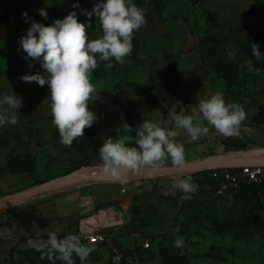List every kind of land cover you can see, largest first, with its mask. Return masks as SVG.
I'll use <instances>...</instances> for the list:
<instances>
[{
    "label": "rangeland",
    "instance_id": "1",
    "mask_svg": "<svg viewBox=\"0 0 264 264\" xmlns=\"http://www.w3.org/2000/svg\"><path fill=\"white\" fill-rule=\"evenodd\" d=\"M28 2L36 9H56L63 19L73 10L79 21L92 29L89 35L100 34L99 21L87 12L93 8L90 0H8L9 4ZM164 2L162 19L150 0H135L146 14V24L135 34L139 40L137 63L131 56L123 64L113 60L102 78L92 82L97 87L98 98L89 105L97 115L91 127H86L84 136L73 141L72 147L60 142L57 128L51 113L50 89L47 84L27 83L21 78L28 73L45 74L39 60H26V53L20 49L19 39L31 26L22 18H11L15 26L0 51V93L17 95L22 99V107L17 111L19 123L0 128V199L20 190L31 187L34 182L47 181L81 169L82 161L94 158L101 165L99 148L109 137L114 139L127 136L128 146L135 147L136 130L144 120H153L163 125L169 120V113H177V105L169 107L165 116L155 109L144 116L132 120L133 128L126 122L123 101L128 94L140 98L147 94V85L165 81L172 70H177L181 86L178 100L181 109L177 113L191 115L200 100L213 94H222L227 102L240 104L247 113L239 136L225 137L210 132L206 137L192 142L181 130L176 138L183 143L187 161L231 160L248 154L264 153V125L251 123L258 106L264 104V73L255 81L246 85L232 87L220 71L215 60L203 61L201 50L206 38L210 44L223 47L224 62L232 68L244 60L240 49L232 38L245 37L262 24L256 0H162ZM78 5V6H77ZM30 63L34 65L29 67ZM35 127L41 142L37 141L31 130ZM132 143V145H131ZM36 161L32 173H11L6 166L11 160L30 159ZM165 165H173L168 160ZM164 165V166H165ZM188 173L173 177L128 182L122 184L127 192H135L131 205L120 209L111 204L102 211H110L109 216L115 238L101 244H86L93 247L88 264H264V224L255 227L245 225H223L199 213L198 208L222 212L231 207L233 197L215 196L206 185H199L196 175ZM190 175L199 188L191 198L180 191L177 200L168 199L171 186L178 178ZM108 180L95 179L69 183L49 191L78 187L83 184L105 183ZM41 183V182H40ZM103 183V184H104ZM39 184V183H37ZM167 193V194H166ZM188 202L192 207L184 205ZM155 207L154 218L142 231H132L129 223L138 221L146 209ZM186 207V208H185ZM261 218L264 221V199L258 203ZM100 212V214H101ZM93 213V212H91ZM95 214V212H94ZM100 214L99 217L100 218ZM99 223H101L99 221ZM109 229V228H108ZM105 229V230H108ZM182 238L184 246L177 248L175 240ZM219 248L223 259H217L213 253ZM0 264H44L42 261L28 262L5 257Z\"/></svg>",
    "mask_w": 264,
    "mask_h": 264
},
{
    "label": "clouds",
    "instance_id": "2",
    "mask_svg": "<svg viewBox=\"0 0 264 264\" xmlns=\"http://www.w3.org/2000/svg\"><path fill=\"white\" fill-rule=\"evenodd\" d=\"M38 13L48 19L47 8H40ZM86 14L89 18L94 14L99 20L102 35L98 38H90L89 30L93 27L90 20L88 24L79 21L75 10L48 25L31 20L27 11L22 13L26 21L31 20V26L19 39L20 49L26 53V60H39L45 74L28 73L21 79L48 85L53 123L65 147H72L73 141L84 136L85 128L91 127L97 119L89 107L99 96L91 80L92 73L100 62H107V67L112 66L113 59L123 64L133 52L134 35L147 22L145 11L134 0H101ZM251 52L257 61L264 60V52L258 44L251 46ZM33 66L30 63L29 67ZM246 67L250 73L260 74L251 60L246 61ZM21 107L22 99L16 94L0 93V128L17 125V111ZM246 119L247 113L240 104L227 102L222 94H213L200 100L191 115L170 112L169 120L174 126H169L168 121L162 125L144 120L136 130L135 147L128 146L127 136L107 138L99 148L101 167L122 184L128 183V172L152 174L168 160L183 169L187 154L184 144L176 140L181 130L192 142L206 137L210 127L225 137L239 136ZM198 188L188 175L172 184L171 194L175 195L178 190L188 194L186 198L190 199ZM29 244L41 252V259L55 255L64 264H75L74 255L84 264L93 251L79 235L58 238L55 232L48 233L46 241H29ZM175 246L183 247L184 240L177 238Z\"/></svg>",
    "mask_w": 264,
    "mask_h": 264
},
{
    "label": "trees",
    "instance_id": "3",
    "mask_svg": "<svg viewBox=\"0 0 264 264\" xmlns=\"http://www.w3.org/2000/svg\"><path fill=\"white\" fill-rule=\"evenodd\" d=\"M135 1V0H134ZM153 2L155 9L157 10L158 15L164 19L163 9L164 2L162 0H150ZM258 3L259 13L263 19L262 24L256 27L254 32H250L245 37H234L232 38L233 43L237 45L240 49L241 54L244 57V60L237 62L233 65L232 68H229L227 65H223L224 55L222 46L219 44H210V38H206V41L203 43L201 50V57L203 61L215 60L216 64L220 65V71L222 75L226 78L228 83L234 86L246 85L250 81L257 80L264 73V60L257 61L255 57L252 56L251 46L255 43L260 46L262 52H264V0H256ZM101 3V0H90V6H94ZM39 9L32 7L28 2L23 1L22 4H9L8 0H0V51H2L3 46L8 40L11 33L15 30V26L10 23L11 18H22V13L27 11L28 16L31 20L36 22L44 23L48 25L52 23L55 19H61L57 10L52 9L48 12V19H44L38 13ZM31 20H27L31 23ZM99 21V20H98ZM100 26V22H99ZM102 35V29L100 26V34L97 36H91L90 38L95 39ZM133 52L130 55L137 63H140L141 60L138 57L139 49V40L136 35L133 38ZM114 60V59H113ZM111 61V64L113 62ZM251 60L253 64L260 70V74L256 75L250 73L246 67V61ZM107 62H100L99 67L94 70L93 75L95 78H102L109 67L106 66ZM181 86V81L177 70H172L165 81L152 83L150 82L147 85L148 92L146 95L135 98L131 94H128L124 101V111L126 115V122L130 128H133L132 120L144 116L147 113L152 112L155 109H160L162 113L167 116L169 113V107L177 105V113L181 109V104L178 100V90ZM251 123L255 125H264V104L258 106L257 112L252 116ZM31 133L35 136L39 143L41 138L38 130L33 127ZM132 145V143H131ZM99 160L94 158L90 160L82 161L81 165H98ZM36 161L34 158L30 159H15L11 160L7 166L6 171L11 173H23L28 172L32 173L35 171ZM196 175V181L199 185H206L209 190H211L215 196L218 180L213 177V170H202L194 173ZM34 182L31 185L40 183ZM145 182V181H143ZM233 197V203L230 208L219 212L216 210H204L201 207L198 208L199 213L205 214V216L213 221L220 222L221 224L227 226H236V225H245L247 227H255L257 225H263L264 221L262 220L261 214L258 212L259 200L264 199V186L261 184H256L254 182H244L240 188L230 194ZM168 199L177 200L180 198V193L176 192L175 195L170 194ZM186 200L183 204L189 207H192V204ZM186 208V207H185ZM155 207L151 209H146L142 217L135 222L129 223V226L132 231H142L144 227L151 224L154 218ZM109 231L113 233V230L109 228ZM58 238H64L66 234L57 235ZM116 238V235L112 236V240ZM83 243L85 239L81 237ZM14 254H17L19 259H25L28 262L42 261L44 264H64L63 261L56 258L53 255L51 258L45 256L41 259V252L36 251L32 246L26 248H14L10 250L7 257L12 258ZM213 255L221 260L223 256L220 253L219 248H216ZM75 264H81L79 257L74 255ZM87 260L84 264H88Z\"/></svg>",
    "mask_w": 264,
    "mask_h": 264
},
{
    "label": "crops",
    "instance_id": "4",
    "mask_svg": "<svg viewBox=\"0 0 264 264\" xmlns=\"http://www.w3.org/2000/svg\"><path fill=\"white\" fill-rule=\"evenodd\" d=\"M103 183L44 192L0 211V260L14 248L31 247L29 241H46L51 232L79 235L80 221L100 213L109 204L120 209L130 207L134 191L127 192L116 181ZM105 231L111 233L109 229ZM84 244L89 242L85 240Z\"/></svg>",
    "mask_w": 264,
    "mask_h": 264
},
{
    "label": "water",
    "instance_id": "5",
    "mask_svg": "<svg viewBox=\"0 0 264 264\" xmlns=\"http://www.w3.org/2000/svg\"><path fill=\"white\" fill-rule=\"evenodd\" d=\"M246 164L262 165L264 166V160L249 159V160H200L186 163V167L179 169L174 165L162 166L155 173L149 174L147 171L134 173L128 172V182H139L151 179H161L167 177H173L178 175H185L188 173L198 172L202 170H211L216 168H234L241 167ZM84 170H89L85 172ZM95 179L117 181L109 174L105 173L101 165L83 166L74 172L68 173L61 177L50 179L39 184H34L31 187L20 190L10 196L0 199V211L6 210L13 206H16L26 200L34 198L44 192H48L49 189L58 188L67 185L68 182H80L90 181Z\"/></svg>",
    "mask_w": 264,
    "mask_h": 264
},
{
    "label": "built area",
    "instance_id": "6",
    "mask_svg": "<svg viewBox=\"0 0 264 264\" xmlns=\"http://www.w3.org/2000/svg\"><path fill=\"white\" fill-rule=\"evenodd\" d=\"M213 177L218 180L216 195L228 196L238 190L244 182H254L264 186V166L246 164L234 168H216ZM99 214L90 216L79 223V236L90 244H101L112 238L111 233L105 229L112 227V223L92 222L91 219L99 217ZM99 219V218H98ZM96 225H93V224Z\"/></svg>",
    "mask_w": 264,
    "mask_h": 264
},
{
    "label": "bare ground",
    "instance_id": "7",
    "mask_svg": "<svg viewBox=\"0 0 264 264\" xmlns=\"http://www.w3.org/2000/svg\"><path fill=\"white\" fill-rule=\"evenodd\" d=\"M231 160H249V159H258V160H264V153H255V154H248V155H245V156H241V157H232V158H229ZM213 160H222V159H213ZM227 160V159H225ZM224 161V160H223ZM85 172H89V170H84ZM69 183H74L73 181H70L68 182L67 184ZM76 183V182H75ZM108 212L109 211H102L101 214H100V218L98 219V217H94L91 219L92 222H103V223H113L114 221H111L112 217H110L108 215Z\"/></svg>",
    "mask_w": 264,
    "mask_h": 264
}]
</instances>
